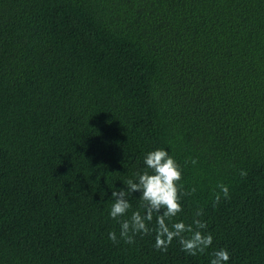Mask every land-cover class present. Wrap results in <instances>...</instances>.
I'll list each match as a JSON object with an SVG mask.
<instances>
[{"label": "trees", "instance_id": "16d2710c", "mask_svg": "<svg viewBox=\"0 0 264 264\" xmlns=\"http://www.w3.org/2000/svg\"><path fill=\"white\" fill-rule=\"evenodd\" d=\"M155 148L182 169L173 219L202 210L203 254L107 238L109 190ZM219 247L264 264V0H0V264H208Z\"/></svg>", "mask_w": 264, "mask_h": 264}, {"label": "clouds", "instance_id": "9594fccd", "mask_svg": "<svg viewBox=\"0 0 264 264\" xmlns=\"http://www.w3.org/2000/svg\"><path fill=\"white\" fill-rule=\"evenodd\" d=\"M144 167L126 178L121 187L112 186L108 201V217L118 223V232L107 233L113 243L123 240L132 245L137 235L154 234V247L166 251L168 245L176 240L181 251L188 255L203 254L213 245V235L207 231V222L200 217L202 210L197 209L191 223L176 219L181 212L179 181L182 169L172 154L165 148H155L143 154ZM241 177L246 172L241 170ZM225 199L229 192L227 186L220 187L214 197L219 202L220 194ZM132 200L138 201L133 209ZM153 217L155 220L153 222ZM229 251L224 247L214 248L209 254L208 264H228Z\"/></svg>", "mask_w": 264, "mask_h": 264}]
</instances>
